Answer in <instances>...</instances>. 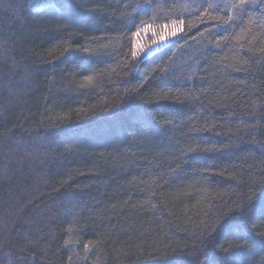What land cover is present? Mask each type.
<instances>
[{
  "label": "trees",
  "instance_id": "obj_1",
  "mask_svg": "<svg viewBox=\"0 0 264 264\" xmlns=\"http://www.w3.org/2000/svg\"><path fill=\"white\" fill-rule=\"evenodd\" d=\"M238 4L0 0V264H264L231 231H264V13Z\"/></svg>",
  "mask_w": 264,
  "mask_h": 264
},
{
  "label": "snow or ice",
  "instance_id": "obj_2",
  "mask_svg": "<svg viewBox=\"0 0 264 264\" xmlns=\"http://www.w3.org/2000/svg\"><path fill=\"white\" fill-rule=\"evenodd\" d=\"M234 7H237L238 10H241L242 12H246L248 8H252L253 10L257 12L264 13V0H239L238 5H233ZM215 20L216 18H211ZM231 19V17H229ZM201 21L203 22V18H201ZM185 21L184 20H174L171 22V24L165 23L163 25L158 26L160 28V31L158 33V39L152 40V45L155 46L159 43H163L165 41L174 39L180 35H187L185 32ZM152 25L144 24L143 27L138 28L135 30L132 35L134 38L139 37L141 35V32L148 33L152 31ZM190 31V29H189ZM153 35H157V33L153 32ZM227 37H224L223 35L220 36V39L216 41L217 45L220 44L222 40H226ZM237 40L241 39L240 36L236 37ZM143 50V49H142ZM85 52L88 51L87 48L84 49ZM261 52H264V48L260 49ZM132 57H137L139 55L138 51L132 50L131 51ZM92 80V76H84L83 84L86 85L88 82ZM164 100H167L168 97L165 96L163 98ZM261 189L264 190V186H261ZM254 201V196L250 194V198L247 202L243 203L242 206L237 210L243 215L247 216L252 211V202ZM261 219H264V205L261 206ZM255 217L248 221L247 224H236L231 226V231L233 229L238 230L239 232L245 233V235L239 236V239L244 240V244L237 245V248H248L253 249L257 246V244L264 246V231H260L256 225H255ZM251 230V235H247L248 230ZM71 230V229H70ZM94 242L88 241V243L85 245V248H89ZM206 244L202 245V247L199 250H193L190 252V255H196L199 257L200 264H230L229 259L225 254L231 255L236 251V248L230 247L225 244H219L218 245V253L213 254L209 252H205ZM71 260V257H69Z\"/></svg>",
  "mask_w": 264,
  "mask_h": 264
}]
</instances>
